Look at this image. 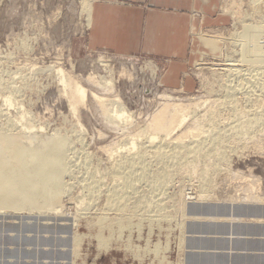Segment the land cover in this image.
Instances as JSON below:
<instances>
[{"label":"rangeland","instance_id":"374dc122","mask_svg":"<svg viewBox=\"0 0 264 264\" xmlns=\"http://www.w3.org/2000/svg\"><path fill=\"white\" fill-rule=\"evenodd\" d=\"M83 2L0 0V174L3 178L11 172H29L32 183L25 182L24 189L33 188L35 193L32 197L17 194L16 186L0 193V264H264V124L256 126L259 128L247 139L229 143L227 160L220 172L214 173L212 188H203L196 172L189 169L190 173H185L188 167L176 171L180 172L173 174L162 199L168 218L161 220L155 218L157 212L136 209L129 212L136 217L130 214L119 225L117 210L106 209L110 184L115 187L122 181L106 169L121 155H135L137 150H128L131 137L147 146L142 164L152 171L158 169L153 152L162 139L171 145L181 131L193 126L189 121L169 138L154 123L158 113L173 111L176 103L189 104L195 99L208 98V106L214 104V99L221 97L218 94H223V90L217 92L221 79L229 74L222 69L228 68V56L233 59L230 63L239 64L233 68L248 67L251 57L260 60L258 67L264 64V0H225L222 7L230 10L231 21L216 36L224 44L222 53L188 65L174 83L167 80L168 62L163 59L90 51ZM237 32L250 40L248 51L231 42V35ZM210 67L220 69L212 71ZM58 68L75 75L90 92L77 113L84 128L62 95L55 72ZM90 74L112 78L113 84L104 89L87 79ZM91 92L107 100L120 97L133 120H106ZM236 96L238 106H251L264 118V92L242 91ZM228 112L231 110L223 109L220 115L226 118H220L223 126L230 121ZM27 140L34 150L24 162L14 148ZM35 152L38 157L32 154ZM55 153L72 162L71 170L60 178L63 186H70L67 192L54 193L51 177L39 171L40 162ZM86 158L91 161L89 167H97L108 183L102 187L104 194L93 201L86 182L83 184L89 168L85 167ZM144 183L137 182L140 192L147 189ZM133 202L135 198L128 203ZM106 211L115 219V226L111 225L114 230L103 229L97 222ZM150 215L155 221L146 220ZM118 227L124 232L119 234ZM98 235L107 242L102 244Z\"/></svg>","mask_w":264,"mask_h":264},{"label":"bare ground","instance_id":"6f19581e","mask_svg":"<svg viewBox=\"0 0 264 264\" xmlns=\"http://www.w3.org/2000/svg\"><path fill=\"white\" fill-rule=\"evenodd\" d=\"M92 2L93 0H84L83 2L84 11H86L87 13V26H89L91 22L90 18H91ZM225 11L230 12V10L229 9L226 10V8H225ZM254 27L255 29H259L260 26L258 24H255ZM245 37H246V34L239 33V32L234 33L231 35V42L233 44L234 43L242 44L244 49L248 51L250 49L249 47L250 40L249 41L244 40ZM100 60H101L100 63L102 64V61L104 60L102 59ZM232 60L233 59H231L228 56L227 61L231 62ZM259 61H260L259 59L251 57L249 61L250 63L247 65L248 67L246 68H239V67L233 68L234 66L239 65V64H234L233 62L232 63L228 62L227 64H225V67L228 66V68H222V69L224 71L227 70L229 74L226 75V78L224 80L221 79V81L223 82L220 83L219 91H217V92H220L221 90H223L222 91L223 94H218V96L221 95V97L219 96L220 98H215L214 99L215 102L211 106H208L209 103L211 102L209 101L208 98L203 99V100L195 99L194 101H191L189 104L188 103L186 104L176 103L175 104L176 106L173 108L174 110L169 111L171 113H169L168 110H165L163 113H158L159 115H157V117L156 116L154 117L155 125L160 129V131L165 132L164 136H168V137L170 135H173V132H175L176 129L178 130L179 128L183 127L187 122L191 121L190 124H193L192 127L187 125L188 127L184 131H181V133L178 134V136L174 138V140L170 141L172 143L171 145L170 143L169 144L166 143L165 138L162 139L163 140L161 141L162 143H160L153 152L154 157L158 161L157 162L159 166L158 169L152 171L149 168V165H147L146 167L144 163L142 164L143 158H144V148L147 146L145 145V143H140V141H138L136 137L130 138L132 147H130V149L128 150L131 152L134 149L137 150L135 155H132V153L130 156L121 155L120 159H117V160L115 159L116 161L115 160L113 161L110 168L108 170L106 169V172L108 171V173L115 175L114 177L118 176L122 178V181L120 180L121 181L120 183L116 185L114 184L115 187H113V185L111 186V184L109 186L111 188L108 189L107 187H105L108 189V190L105 189L107 190L106 209L108 211L117 210V217L115 219L116 221L118 220L117 222L119 223V225H122L124 221L130 216V214L136 217V214H134V212L129 213V212H132L130 210L136 211V209H142L146 211L147 213L149 212L150 214H152L151 212H154V214L157 212L158 214L154 215L155 218L156 216L159 218L160 217L168 218V215L165 214L164 212V209L166 208V206L164 205L165 202H162L163 194H164L166 186H168V184L170 183L171 177L173 178V174L176 173V171L182 170L181 167H188V169H185V171L186 170L188 171L190 169L189 171L192 172V174H195L196 172V174L198 175V180L201 182L203 188L209 189V187H211V185L213 184L214 173L218 171L220 172V170L222 169L221 166H223L222 163L227 160V149L231 147L229 143H232L231 141L234 139H240V140L245 139V138L247 139V137L251 136L250 134L252 133L254 134L255 131L259 128L258 127L257 129H255L256 126H260L261 124L262 125L264 124V118H262L263 116L261 115L262 113L257 112L251 106H249V108L247 106L246 108L238 106L236 102V100H238L236 94L237 93L239 94L242 91H244L245 93L246 92L249 93L251 91L264 92V64L261 63L262 66L258 67ZM103 64L105 66H108L107 65L108 63L107 64L103 63ZM210 68L212 71H218V69H220V68H212V67ZM251 71H256V73L251 74ZM55 72L57 76L56 78H58L59 83L62 85V89H61L62 95L67 97V101L69 102L68 104L71 110L73 111L74 114L77 115L79 111V107L82 104H85L90 96L89 90L84 86V84L78 78L74 77L75 75L72 76L71 73L69 74L63 68L55 69ZM214 73L215 72H213V75ZM230 77H233V79H230ZM87 79H90L91 82L93 81L94 82V83L92 82L93 84L96 83L95 85L104 87V89L108 87L107 88L108 90H109V85L113 84V79L112 78L109 79L105 77L104 75L98 76L97 74L96 76L94 74L93 75L90 74L89 77H87ZM9 89L11 88H8V91ZM12 90L9 92L13 93ZM111 90L113 89L111 88ZM91 96L94 97L100 103L99 105H101V108H103L102 112L106 120H110L112 122H116V121L120 122L122 120L130 121V119L133 120L132 112L128 111L124 103L121 101L120 97L119 98L117 97L116 99L114 98L112 100L111 99L107 100L101 97L96 92H91ZM10 99H11V96L8 95L7 101H10ZM226 108H228L229 111L231 110L230 112L231 116H230V121H228V123L223 126L224 121H222L223 119L222 120L220 119L222 117V116L220 117V115L223 109H226ZM77 116H78L77 120H79L78 122H79L80 128L81 127L84 128L83 127L84 125L81 122L79 115ZM222 118L226 119L225 117H222ZM227 120H229V117L227 118ZM9 125L11 126V124ZM207 125H209V127ZM203 126H207V128L202 129ZM142 133H145V131L143 130ZM69 144L71 145L70 142ZM234 144H232V146ZM31 145L32 143L30 142V140H27V143L22 144L20 147L14 148V152L17 153L21 161H24L26 157H28L29 152L31 150H34V149H30ZM66 146L69 147V145H66ZM151 147H152V144H151ZM8 152L10 154L11 150H9ZM11 153H13V151ZM32 154H35V156H37L38 152H35ZM111 155H112V152H111ZM44 160L45 161H43V163L40 162L41 166L39 165L40 166L39 171L42 174L49 175L51 177V179L50 178L49 179L51 181V186L53 189L50 188L51 186L49 188L53 190L54 193L69 191L70 186H66L67 188L63 186L61 184L62 180H60V178H61L62 173L64 174L65 171L71 170L72 162L70 158L68 160L66 159V157L64 158L62 155H60V153H57V154L55 153ZM88 161L90 160L87 159V161H85L86 162L85 167L90 166L91 161L89 163ZM90 167L87 168V174L85 178L86 181L83 182L82 180V182L83 184L86 182L84 186L87 188L90 201H93L94 199L98 197V195H100V193L102 192L101 190H103L102 187L105 185V183H107V181L104 180L105 178L104 174H102L97 167L96 168H93V167L90 168ZM187 171L185 173H187ZM2 174H0V193L5 192L6 189L10 190L12 186H16L17 188H15L14 192H16L17 194L21 193L29 197H32V195L35 194L33 193L34 192L33 188L30 190H26V187H25L24 189V183L25 182L29 183V180L32 177V176L30 177L29 172L24 173V174H16L15 172H11L9 174L7 173V175H4V177L1 178ZM187 176L189 177V175ZM140 181H144L147 184V189L145 188L146 187L145 186L144 188L146 190L144 192H140L141 190L139 189L140 190L139 191L137 189V187L139 186V185L137 186V182H140ZM8 194H10V192ZM101 194H104V193H101ZM12 197L14 198V196ZM132 198L133 199L135 198V203L133 202L134 204L131 205L128 202ZM143 218L145 220L144 216ZM151 218H154V217H151L150 215V218H146V220L148 219L150 220ZM155 218H154V221H155ZM113 219L114 218L109 217V214L106 211V212H103L101 215H99V220L97 222L99 223L100 227L102 228L109 227L108 230L111 231L110 227L111 225L114 224L113 221H115V219L114 220ZM150 221H153V219ZM132 222L133 221H131V223ZM129 226L130 225H128V227ZM121 227L122 229H125L123 228V226ZM130 228L132 230V227ZM130 228H127V229H130ZM119 229L120 228L118 227L117 232L121 231ZM121 232H124V231L122 230ZM99 236L100 235H98V237ZM75 239H77V241L81 240L79 238H75ZM99 239L102 242V244L107 242V239H105L104 237L100 236ZM76 247H75V250H76ZM153 249L154 248H152V250ZM160 249L161 248L159 246V250Z\"/></svg>","mask_w":264,"mask_h":264},{"label":"crops","instance_id":"0c3cea01","mask_svg":"<svg viewBox=\"0 0 264 264\" xmlns=\"http://www.w3.org/2000/svg\"><path fill=\"white\" fill-rule=\"evenodd\" d=\"M224 3L225 0H93L86 45L90 51L163 59L168 62L167 80L174 83L188 65L222 53L224 44L216 36L231 21Z\"/></svg>","mask_w":264,"mask_h":264},{"label":"built area","instance_id":"2783aa9c","mask_svg":"<svg viewBox=\"0 0 264 264\" xmlns=\"http://www.w3.org/2000/svg\"><path fill=\"white\" fill-rule=\"evenodd\" d=\"M229 7H230V5H228ZM261 44H263L264 45V43L263 42H261Z\"/></svg>","mask_w":264,"mask_h":264}]
</instances>
